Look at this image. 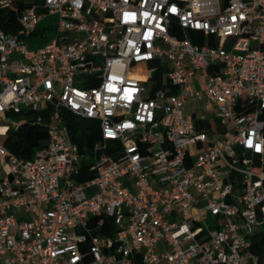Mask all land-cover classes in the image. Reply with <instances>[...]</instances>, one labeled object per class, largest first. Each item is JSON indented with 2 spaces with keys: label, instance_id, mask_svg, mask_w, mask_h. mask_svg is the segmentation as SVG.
Masks as SVG:
<instances>
[{
  "label": "built area",
  "instance_id": "2783aa9c",
  "mask_svg": "<svg viewBox=\"0 0 264 264\" xmlns=\"http://www.w3.org/2000/svg\"><path fill=\"white\" fill-rule=\"evenodd\" d=\"M23 111L48 113L29 160L4 147ZM0 135V264H259L264 0H0Z\"/></svg>",
  "mask_w": 264,
  "mask_h": 264
},
{
  "label": "trees",
  "instance_id": "16d2710c",
  "mask_svg": "<svg viewBox=\"0 0 264 264\" xmlns=\"http://www.w3.org/2000/svg\"><path fill=\"white\" fill-rule=\"evenodd\" d=\"M34 2H37V0H16V9L20 11L25 7L31 6ZM8 15L10 21L7 23L3 21V28L9 33H18L19 26L15 21V16L13 13ZM159 75L160 73L153 74L152 80L158 81ZM66 116L65 124L72 141L78 145L81 152L84 149L89 151L93 144L100 139L99 130L94 128L89 120L79 118L70 112H66ZM47 118V112L23 111L21 114V126L17 132L11 133L6 137L4 141L5 149L19 159H31L36 150L44 147L47 143ZM85 168V166L82 168L83 178L79 180L81 182L92 178V174L87 173ZM103 230L100 233L106 232ZM249 250L256 255L259 264H264V232L257 233L253 237Z\"/></svg>",
  "mask_w": 264,
  "mask_h": 264
},
{
  "label": "rangeland",
  "instance_id": "374dc122",
  "mask_svg": "<svg viewBox=\"0 0 264 264\" xmlns=\"http://www.w3.org/2000/svg\"><path fill=\"white\" fill-rule=\"evenodd\" d=\"M56 20L55 15H48L41 20L37 32L27 39V49L32 51L43 47L45 44L57 37L56 31L52 29ZM43 35V36H42ZM204 111V105L197 103L194 99H188L184 105L183 112L186 114L194 113L196 116H200ZM4 140V135H0V144ZM7 169L4 168L0 171L2 175Z\"/></svg>",
  "mask_w": 264,
  "mask_h": 264
}]
</instances>
